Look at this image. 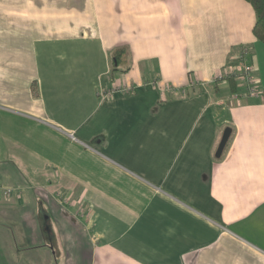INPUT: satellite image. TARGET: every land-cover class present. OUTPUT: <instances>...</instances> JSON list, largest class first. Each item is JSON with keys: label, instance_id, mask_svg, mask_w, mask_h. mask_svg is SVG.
<instances>
[{"label": "crops", "instance_id": "crops-1", "mask_svg": "<svg viewBox=\"0 0 264 264\" xmlns=\"http://www.w3.org/2000/svg\"><path fill=\"white\" fill-rule=\"evenodd\" d=\"M5 3L0 263L264 264V100L216 79L246 46L264 90L252 4Z\"/></svg>", "mask_w": 264, "mask_h": 264}, {"label": "built area", "instance_id": "built-area-1", "mask_svg": "<svg viewBox=\"0 0 264 264\" xmlns=\"http://www.w3.org/2000/svg\"><path fill=\"white\" fill-rule=\"evenodd\" d=\"M236 73L238 77L244 82L245 89L249 95H252L258 99L264 100V90L261 89L257 84V79L254 74V68L250 63V48L243 47L238 54V61L236 66H232L230 73ZM229 74V73H228ZM227 74L218 72L216 79L223 80ZM132 84L123 85L121 83L112 84L111 87L103 93L104 97L112 95L115 91H130L132 89ZM168 88V86L166 87ZM10 189H5V193H9Z\"/></svg>", "mask_w": 264, "mask_h": 264}, {"label": "trees", "instance_id": "trees-1", "mask_svg": "<svg viewBox=\"0 0 264 264\" xmlns=\"http://www.w3.org/2000/svg\"><path fill=\"white\" fill-rule=\"evenodd\" d=\"M247 1L252 4L256 13V22L253 30L254 34L257 37V39L264 42V0H247ZM225 79H230L229 82L231 87L233 88L234 91L237 90V85L241 80L239 82L237 81V79L240 78L237 77V74L235 72L227 74ZM34 90L36 92L35 86H34Z\"/></svg>", "mask_w": 264, "mask_h": 264}, {"label": "rangeland", "instance_id": "rangeland-1", "mask_svg": "<svg viewBox=\"0 0 264 264\" xmlns=\"http://www.w3.org/2000/svg\"><path fill=\"white\" fill-rule=\"evenodd\" d=\"M5 5H6V3H5V0H0V6H3V8L4 9H6V7H5ZM16 7V6H15ZM14 7V8H15ZM2 8V7H1ZM12 10H13V8H11ZM231 67H232V65H230V66H228L227 68H226V70H224L222 73H224V74H228V73H230V70H231ZM237 77H238V75H237ZM228 81V83L230 84V82H229V80L230 79H223V81ZM241 79H237V81L239 82ZM241 82V84H243L244 82L241 80L240 81ZM244 87H245V85H244ZM24 228H21L20 227V225H18V224H16V226L14 227V229H13V232L14 233H16V237H15V240H14V242H12L11 243V245H12V247L14 248V250H17V248H18V245H20L19 243H17V239H19V232H22V230H23ZM29 230V229H28ZM29 232V231H28ZM12 233V232H11ZM13 234V233H12ZM18 237V238H17ZM13 239V238H12ZM26 240H27V238H25ZM34 239V237L32 238V240ZM45 239H48V237H46ZM22 240H24V239H22ZM39 252V251H38ZM52 252L53 253H51L50 255H48V257L47 258H45L44 259V257H43V254H42V252L40 251L39 253H37V255H39L40 256V258H39V264H52L53 262H54V257H58L57 255H58V253L55 255L54 254V250H52ZM34 252H32L31 254H33ZM23 254H24V252H23ZM35 255H36V253H35ZM25 256V255H24ZM36 259L37 258H30V263H34V262H36ZM32 260V261H31ZM53 260V261H52ZM59 261V263H57V264H65V262L63 261H60V260H58ZM3 262H5V263H7V264H11V261H3ZM25 263H28L27 262V259L25 260ZM1 264V263H0ZM53 264H55V263H53Z\"/></svg>", "mask_w": 264, "mask_h": 264}, {"label": "water", "instance_id": "water-1", "mask_svg": "<svg viewBox=\"0 0 264 264\" xmlns=\"http://www.w3.org/2000/svg\"><path fill=\"white\" fill-rule=\"evenodd\" d=\"M230 133H231L230 130H226V132H225V134H224V136L222 138V141H221V143L219 145L217 156H220L222 154V152H223V150H224V148H225V146H226V144L228 142V139L230 137Z\"/></svg>", "mask_w": 264, "mask_h": 264}]
</instances>
